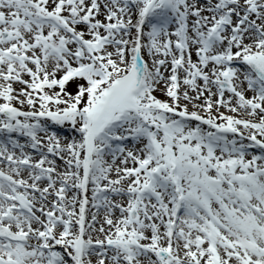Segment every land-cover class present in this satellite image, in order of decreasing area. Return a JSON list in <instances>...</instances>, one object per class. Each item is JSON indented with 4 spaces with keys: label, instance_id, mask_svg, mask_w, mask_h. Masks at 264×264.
<instances>
[{
    "label": "rangeland",
    "instance_id": "obj_1",
    "mask_svg": "<svg viewBox=\"0 0 264 264\" xmlns=\"http://www.w3.org/2000/svg\"><path fill=\"white\" fill-rule=\"evenodd\" d=\"M28 3L31 0H26ZM53 1V2H52ZM68 2H66V0H49L48 6H47V12L46 13H40L38 10H35L36 14H40V15H48V14H53L56 17L60 18V22L62 17H65V15L69 12L70 14H73L77 17L73 18L72 20L69 21L71 29L70 32L66 33L63 32L68 38L73 39L72 43L74 44V48L73 46L67 42L65 40V43L67 46L71 47L74 49L73 52L75 53H79L80 50H86L90 47V45H92L94 47L93 49V53L96 55L95 58L98 57L97 63L93 64V68H91L88 72L82 74L81 76H75L74 78L70 79L68 82H66L65 84H63L62 86L60 85H53L51 84V80L54 81L55 78H53V76H60L63 71H59L56 73H46V74H42L39 73L37 75H34V77L30 80L28 86H25V91H22V89L17 88L16 83L14 84L13 82H9V84L6 85H2V78L0 77V128H3V130L1 132H4V134L7 132L8 128L7 127V123L8 122H18L19 126L17 127V131H14L12 133V135L14 136V133H17V136H20L22 138H26L27 136L30 137L33 132H31L29 129L30 127L35 124H37V122H40L44 125H46L44 123V117L46 118L47 114H52L55 113L53 115H51L52 118L54 119H49V125L47 124V126H50V128L52 129V131L54 130L55 132L59 133V136L63 135L62 137L58 138V142L56 141H44V146L45 151L48 153H50L51 151H53L54 153L51 154L53 155V157L51 158H55L58 159V157H60L64 163H69L70 166L75 167V165L72 162H77L80 161L81 157H83V154H85V150L83 149V147L81 149H78L77 146L80 145V143H85V139L87 137V133L91 131V128H93L94 121H98L97 126L100 128V131H97V135L100 136L102 134H104V128L107 127V125L110 124L114 125V123H117L118 120L113 119L117 114L122 113L123 111H131L133 108L135 109V112H133V115L136 116V120L139 123L138 128H136L134 131H128L129 135L127 136V138H131L133 137V135H135V133H137V130H142L144 129L145 125H150V124H154V127H157L160 129L161 125L163 122L167 121L170 122V118L174 119V116L176 115V112H181V113H188L191 115H199L198 117H195L197 119H202L204 121V126L206 128H213V127H221V126H225L227 124H231V120H234L233 118H240V119H254L255 123H258L259 125V129H264V94H261L258 92V90L255 89H247L244 90L242 92V96H229V94L223 99V103H217V98L219 97L218 94V90L215 89V87L212 85L211 83V87L215 90V94H214V98L213 99H204L203 98V89L201 86L196 87L194 85H196V83H191V80L193 81L192 75H190L189 77L185 78V83L189 85V87L187 88L188 91L187 92H182L180 88H178L176 86L175 87L172 85L173 84V75H179L180 78H182V75L179 72H176V70H168V74L170 76V81L172 82V84L169 83V85H163L162 81L158 82V85H156L149 77L151 78H158L159 74L162 73L161 71L156 72V70H154L152 75H147V76H143L144 74L147 73L146 70V63H145V58L142 54V50L139 51L140 53V57L142 58L141 60L144 62L143 63V69L144 72L142 74V76L140 77V79L138 81H140V83L138 85L139 88L141 89V86L146 84L150 87V84L154 85V88L149 89L148 91H145V100L147 102L146 106L138 108L137 105L134 103V99L132 101H128V100H123L119 103H117L116 105H113L112 103L109 105V100H110V96L111 94L113 95V91L117 90V88H119L121 85L120 83L123 82L125 77H122L120 75L121 71L120 70H116V68L107 62L108 58H115L114 54L112 53H108L111 48L109 46V48L106 50V47L102 50L103 48V44L104 43H108V41H110L113 45L117 48V54L119 57L125 55L127 53V48L129 49V45H128V40L130 39V35H131V29L135 30V27L133 25L134 19L136 18L135 15L131 14L130 12H134L137 15H143V13L145 12V16H151V13L155 10V12L160 11L161 13L158 15L159 17L163 16L164 12L167 11H171V7L178 5L177 2L173 1V0H129V5H128V9L126 10V14L128 15L130 13L129 16H132V20L131 19H125L123 22V25L125 26V32L122 34V36H120V39H110V36H108V33L112 32L114 34H118L122 31V28L120 27V25L118 24V22L116 21H111L110 24L108 25L110 28V32H107V27L106 26H101V27H96L95 26V22L93 21H89L86 19H81V21L78 20V16L79 15H84V11L83 9H79L80 12H77V7L76 5H73L74 3L80 2L79 0H67ZM197 3L199 4H206V1L204 0H195ZM214 3H217L218 0H212ZM247 1V0H245ZM127 0H120L118 2L113 1L112 3H109V5L106 7H104V11L105 14L108 16H111V14L113 15V13H115V19L120 18L119 14L117 12H120L121 14H125L124 8H125V4H126ZM248 2V1H247ZM246 2V5H247ZM157 4H160L162 7L161 9H157ZM212 4V2H211ZM156 5V7H155ZM216 5V4H215ZM186 6L188 7V1L186 3ZM238 6V5H237ZM232 9V8H231ZM229 9H225L222 10V17H229L231 15H239L242 14V11H239V9L237 7H234V11ZM217 11V9H216ZM214 15L216 14V12H213ZM228 14V15H227ZM218 18V16H216V18H210L208 24H206L205 26H203V28L201 29L204 33L206 32H210L211 30H213L212 25L214 23H217L218 21H220ZM104 21H108L107 19L103 18ZM156 19V18H155ZM153 21V20H152ZM157 20H155L156 22ZM91 22V23H90ZM213 22V23H212ZM84 26V27H83ZM93 26L96 29H100V31H102L101 33H97V30L94 29L93 31H88L86 29V27H90ZM145 23H143L141 29L139 27L138 31L141 35H145L150 39L149 42V47L150 45L152 47H154L155 41L156 39H158V37L162 36V33H157V34H152V32H150L149 30L146 29ZM155 26V24H154ZM6 29H10L11 32L13 34H15L16 30L12 29L11 27H6ZM264 29V28H263ZM13 30V31H12ZM19 30H21V32L25 35L32 33V35H35L37 32V35H41V30L35 25L34 29H32L29 25L25 28H20ZM36 30V32H35ZM59 29H57L56 27H52V28H48L47 29V33L52 34L53 36H58L57 34H54L53 32L58 31ZM11 33V35L9 36L8 39L3 40V36H1L0 33V49L2 50V54L4 55L5 60L14 65V70H11L10 73L15 76L17 75V73L19 72V68H22L23 70H25L27 73H29V71L31 70H35L36 68L33 66H29V67H25V64H33L29 61H19V60H15V59H11L10 57L7 56V52L11 51L14 52L16 55H19L22 53V51L16 50L14 48H12V43L14 42L13 40V34ZM61 33V31H60ZM59 34V32H58ZM99 34V35H98ZM167 34V33H164ZM73 36V37H72ZM206 36V34H205ZM205 36L203 35V40L202 42L205 43L206 39ZM227 36H230L229 34H227ZM264 38L263 36H260V39ZM162 39V37L160 38ZM121 40V41H120ZM171 44H175V50L176 53L178 51V49L180 51H182L180 49L179 46V38L176 42H174L173 40H171ZM237 41L241 42L242 39L240 40V38L237 39ZM99 42L102 43V46H98ZM224 42V40L222 41ZM221 42V43H222ZM237 42V46L240 45V43L238 44ZM259 40H256V45L259 44ZM220 42L219 43H214L213 47L211 48L213 52L214 49L219 46L222 45ZM206 44V43H205ZM53 46L60 48L61 46H63V43L55 41L52 43ZM171 45V47H172ZM174 48V47H173ZM204 48V47H203ZM240 47H234L232 50H228V51H223V52H219L220 56H223V58L225 59V67L227 65V57H225V55L229 52L233 53L235 52L236 49H238ZM150 50H152V48H150ZM209 54V56L206 55L205 52H202V50H198L197 52H194L193 56L200 61H210L213 57L212 54ZM52 56V59L54 60H60L59 58H56L57 56H53V54L50 52L49 53ZM177 55V54H176ZM234 55V53L232 54ZM138 57V55H137ZM117 58V57H116ZM109 59V60H110ZM179 61V58H177ZM107 60V61H106ZM136 60V58H135ZM217 60V59H216ZM1 61V60H0ZM110 66V68H113V72L111 69V72L109 71V67L106 65ZM127 68H126V74H128V72L130 71L129 68V62L127 63ZM177 65V64H176ZM183 68V67H182ZM102 70H105L106 72H102ZM2 70V66L0 67V71ZM28 70V71H27ZM162 70V68H161ZM4 71H7L4 69ZM109 72V73H108ZM167 74V72H166ZM167 74V75H168ZM207 71L204 67H200L197 69L195 78L199 79L200 75H205L206 76ZM210 74V73H208ZM207 74V76L209 77V75ZM211 76V74H210ZM50 77V78H48ZM146 78V79H145ZM161 80V79H160ZM43 81H47V83H43ZM137 81V82H138ZM200 81V80H199ZM181 82V79L179 81H174V83H179ZM182 83V82H181ZM184 83V86H185ZM207 83V82H205ZM193 85V86H192ZM203 86H209L208 83L203 85ZM247 87V84H246ZM12 91H11V89ZM21 90V91H20ZM137 89L133 90V93H136ZM24 94V95H23ZM10 95L15 96V95H19L21 97H24L27 95V100L25 102L19 103L15 100H12L11 98H8ZM32 97V98H30ZM36 97V98H34ZM59 97V98H58ZM135 96H133L132 98H134ZM140 96H138L139 98ZM232 97V100L228 101V104H226V100L227 98ZM29 99H33L35 101L34 106L31 107L32 112L30 114V118L26 115V109L30 108L31 104ZM196 100V101H195ZM192 101L194 104H191ZM225 103V105H224ZM37 107V108H36ZM229 107H231L233 109V107H236L235 111H231L229 109ZM10 110V109H17V113H15L14 115H9V113L5 112L6 110ZM229 110V111H228ZM224 112H226V114L228 113H236L235 115L230 114V115H224ZM79 116L82 117V119H79ZM260 117V118H258ZM134 119V118H133ZM29 120V121H28ZM202 120H198V122H189V127L186 131L187 137L189 142L192 141L193 139V143L195 141L194 148L196 149L197 146H199V141L196 140L194 138L195 134H199V132L195 133L193 135V139H191V131L196 132L195 130H197L195 127H193L194 124H198L199 126L202 124L203 125V121ZM61 123V124H60ZM26 124V125H25ZM65 124V125H64ZM3 125V127H2ZM68 125V127L66 126ZM255 125V124H254ZM234 128H238V126L236 125H232ZM256 126V125H255ZM254 126V128H255ZM84 127H87L88 130H84ZM191 130V131H190ZM244 129H237V131H241ZM50 129H45L44 131H42V133H48V132H52ZM190 131V132H189ZM203 131H204V127H203ZM245 131V130H244ZM87 132V133H86ZM109 133V132H108ZM152 133V131H151ZM205 132H203L204 135ZM238 133V132H237ZM23 134V135H22ZM117 135H119V132H115L114 134V140L115 142H117ZM147 135V134H145ZM190 135V136H189ZM24 136V137H23ZM96 137V135H95ZM150 137H153L152 135H147L145 138H143L142 141L147 140L148 138L150 139ZM24 138V139H25ZM65 140H62V139ZM98 138V137H97ZM159 139V145L161 147H163L165 149V145H164V139L163 136H161L160 138H157V140ZM37 142V140H35ZM141 141V142H142ZM257 141L261 142L263 147H264V135H258V139ZM80 142V143H79ZM150 142V140H149ZM190 142V143H192ZM31 145L34 144V142H30ZM188 143V141L186 142ZM150 144L152 146H154L155 149H157L159 147V145L155 142V140H153V142H150ZM209 144V143H208ZM38 145V143H37ZM193 144L188 145L189 148L193 149ZM117 146H114V148ZM202 149L203 146H201ZM80 148V147H79ZM113 148V149H114ZM101 148H99L98 146H95L92 149V153L99 155V153L101 152ZM99 152V153H97ZM165 153V152H164ZM128 154H124V158H126L125 156ZM218 155V153L216 154ZM153 156V153L151 152L149 155H147L146 157L137 159L134 163V165H132L131 163H128L126 165V168H134L137 167V165H139L140 163H143L145 161V159H147V157H151ZM199 156H203V155H199ZM211 158V154L209 155ZM243 155H241L240 153H238V155H231L230 157L232 159L238 158L240 157L239 160H241V157ZM69 158L68 160L66 158ZM161 157H159V161L161 162ZM207 158V156H206ZM127 159V158H126ZM222 157H217L218 162H223ZM232 159H229L232 161ZM192 160V159H191ZM193 160H198L201 161V159H197V157L194 155ZM211 160L216 164L215 160L216 159H212ZM208 161H209V157H208ZM227 162V160H226ZM146 163V162H145ZM144 163V164H145ZM205 164V163H204ZM208 163H206L205 166H207ZM218 166V164H216ZM45 166L47 167L48 165L45 164ZM93 166H97L92 165L91 164V169L89 171V174H93L96 175L98 168H93ZM169 166H171V162L169 163ZM222 167V166H220ZM158 168V166H157ZM53 169H56L55 167H53ZM107 169L106 168V173H107ZM152 169L153 166L151 167H146L144 171L139 175L140 176V181L143 182V178L146 179V181H148V178L150 176H152ZM110 170V169H109ZM193 165L191 167V172L193 173ZM135 174H131L130 177H134ZM44 176V175H43ZM49 176V177H47ZM46 178V182H48L51 178L55 179L58 177L57 175V170L56 173L55 172H51L49 175L44 176ZM132 180H136V178L132 179ZM135 182V181H133ZM59 183V184H58ZM79 182L73 184V186H76V189H79ZM55 185H58L57 187H55ZM72 186V192H75L74 188ZM7 187V186H5ZM63 186L61 185V181H55L54 184L52 185V189L50 190V192L48 193V195H44L46 193V188H44L43 185H36L35 190H27L24 191L25 192H29V196H33V194L37 191L44 193L42 195V197H44L45 199L43 200H48V197L52 198L49 200V204L48 207H46L42 212L41 208L37 206V204L32 201L33 203V209L37 212V216L35 217L34 215H26L23 217H29L30 219L34 220V223H36V228L39 231L38 233V237L34 238L32 237L31 234H29V244L24 245V246H19V247H24L29 255L30 249H34V250H38L36 245H39L41 243H43V245H48L47 243L50 244V246H48V248L50 249V251H42L40 252L41 256L43 257L42 261L45 264H49V259L48 256L50 254H52L54 257L58 255V252H60L59 250H64L63 248H65L66 242L65 240L68 239V237H70V234H74L73 232H79V231H83L81 227H79V229H77L78 226H76V222L74 219L71 220V217L73 215L72 211L67 209L65 213H68V215H70L71 217L68 219V217L66 216L67 214L64 215L63 212L57 210L58 208H56V206H61V200L64 201V199H60L59 198V194L57 192V190H63ZM126 189H132L131 187H126ZM145 188H141V190H143ZM81 190V189H80ZM226 190V189H225ZM51 192L53 193V195L51 196ZM79 192V190H78ZM6 193H9L11 195V202L8 201L6 204L1 205L2 207H12V208H16V206L13 204V200H15V198H17V195L14 196V193H12L10 190L6 191ZM80 194V192L78 193V195ZM229 192L226 191L225 194V198L229 199L228 195ZM61 196L63 197V194H61ZM231 196V195H230ZM80 197V201H81V196ZM232 197V196H231ZM5 198V197H3ZM64 198V197H63ZM55 200H57V202H54ZM233 202V199H232ZM120 203V205H123L124 203L122 202H118ZM50 204L53 205L50 206ZM56 205V206H55ZM160 210V209H159ZM8 212V211H6ZM48 212V214H47ZM49 212H53V216L49 213ZM107 212H110L112 215L116 214V210H113L112 208H110ZM15 214V215H14ZM8 215H14L16 216V210L13 209L11 211H9V214H6V223L9 225H7L6 223H4L5 226H7L9 228V230L15 232L16 234H20V235H24V238L26 237L25 232L28 233V231H24L23 229L18 231L15 228L17 227V217L15 218H8ZM5 214H3L2 217H4ZM0 217V219L2 218ZM75 217V216H74ZM96 216H89L90 218V222L94 221V218ZM142 219H145V216L141 217ZM128 221L134 222V220H132V218L129 216L127 217ZM37 221V222H36ZM43 222V223H42ZM94 224V222H92ZM27 224H29V222H27ZM103 224H105V220H103ZM241 225L240 227L243 229H245L244 232H241V234H244L246 232L247 229V225H243L242 223L239 224ZM88 228H92V230L96 229V227L93 225V227L90 226V224H88L87 226ZM193 229V228H192ZM36 230V231H37ZM67 230H71L69 233ZM141 231V230H140ZM179 231V234L183 232V229H180V227L177 230V233ZM188 232V237L190 238V242L191 245L187 247V251L185 255H182V262L185 263L186 260H188L185 264H193V261L196 258H201L202 255H204L206 253L205 251V244L203 243V241L201 240V236L199 237L198 235H200V228L198 227L197 229H193V230H187ZM86 232V230H85ZM142 232V231H141ZM140 233L139 231L137 232V230L135 231V234ZM177 235V234H176ZM137 236V235H136ZM178 237V235H177ZM48 238H50L51 240L48 241ZM46 239V240H45ZM125 240H128V238H122ZM179 240V239H178ZM51 241V242H50ZM85 241V240H84ZM129 241V240H128ZM149 240H145L143 243H149L151 241ZM142 242V241H141ZM247 245L250 246L251 249H253L252 247L253 244L250 240V238H248L246 240ZM80 243V241H75V238L72 239V244L76 245ZM227 246H229L227 243H225ZM31 245V247H30ZM211 245V242H210ZM13 246H15V244H13ZM86 246V245H85ZM225 246L223 247V250L226 249L228 252H230L229 248ZM91 247V246H90ZM1 251H0V256L2 259L6 258V251L5 249L6 244L5 242H1L0 245ZM16 247H13V249L9 250V251H13L15 250ZM114 249V247H112ZM209 248V247H208ZM176 249H179V246L176 247ZM210 249V248H209ZM47 250V249H46ZM20 253H22L23 251L20 250ZM218 252H220V247H218ZM218 252H214L212 250V254L217 257H219V253ZM68 252L65 253V255L62 256L63 260H58L59 264L60 262L62 264H70L68 256H67ZM212 254H210L208 257L211 258ZM250 254V253H248ZM206 255V254H205ZM261 255V254H260ZM259 255V256H260ZM5 256V257H4ZM126 256V255H125ZM233 258L235 259L234 263H239V258L232 255ZM34 259L35 264L41 262L38 259H35L34 255L29 256L28 258H26V260L28 259ZM60 258V256L57 257V259ZM151 257H149L150 259ZM223 258L227 259L228 261L231 260V257H227L224 255L223 253ZM88 257L84 256V258L80 259L82 264H89L88 262ZM244 259H247L248 262H250L249 260L252 259V256L250 255H245ZM260 259V257H256L255 261L257 264H264V261H260L258 260ZM63 261V262H62ZM57 262V263H58ZM242 262H244L242 260ZM80 263V262H79ZM99 263V262H98ZM97 263V264H98ZM105 263V262H104ZM251 263V262H250ZM73 264H78V263H73ZM211 264V263H208Z\"/></svg>",
    "mask_w": 264,
    "mask_h": 264
},
{
    "label": "bare ground",
    "instance_id": "obj_2",
    "mask_svg": "<svg viewBox=\"0 0 264 264\" xmlns=\"http://www.w3.org/2000/svg\"><path fill=\"white\" fill-rule=\"evenodd\" d=\"M223 0H219V5H221ZM211 0H207L206 4H199L197 3L195 0H189L188 1V14L190 16V33H189V38H190V46L192 47L193 51L196 50H201V48L203 47V42L201 39L202 38V32L201 29L203 28V26H205L206 24H208L209 19L210 18H216V16H218V18H221V12L222 11H218L216 12V14L214 15L212 13L213 9L215 8V6H213L211 4ZM225 2V1H224ZM39 3V1H38ZM0 4H4L1 8H0V17H3L6 19L7 25H9L12 29H15L16 32V36H14V38H17L16 43L13 44V47H17L20 50L23 51H28L31 55H33L34 58V65H37V63L39 61H42V66L38 67L35 70H30L29 73H27L25 70H23L22 68H19V72L17 73V75L15 76H11L10 75V71L14 70V65L8 63L1 55H0V67L2 66V70L0 71V77L2 78V81L6 84L8 82H14V81H18L16 82V86L19 89L24 88V86H26L27 84H29L30 80L34 77V75H37L39 73L45 74L46 72L48 73H56L59 71H66L71 73V74H76L79 70L80 67H82L85 63V61L83 60H79L76 59L78 57H76L73 53H69V54H65L60 56V60H54L51 57L47 56V54L45 53V47L43 46V41L44 38H40L37 35H25L23 36L21 33L20 26H23L22 28H25L28 26V24H25L27 22V20L25 19L26 17H30V11L29 9L24 5L23 2H21L20 0H0ZM88 4H95V2L88 0ZM128 5L129 2L127 0L126 2V7L128 9ZM37 6V5H36ZM82 9H85V6L82 5ZM38 7V6H37ZM39 8V7H38ZM95 15L97 19H101L105 18L107 19L109 22L111 21H116L120 24H123L124 20H125V16H120V18L115 19L117 17H113V15L108 16L105 14L104 9L102 8V6H96V11H95ZM131 14L135 15L136 18L134 19L133 25L136 26L135 30L131 29V35H130V39L128 40V45H129V49L127 48V53L121 57L118 56L117 54V48L115 46H110L111 50L108 53H112L114 54L115 58H111L108 63L111 65H113L116 70H120L121 73L120 75L124 78V81L121 83V85H119L120 87L117 88V90H115L113 97L111 98V103L113 105L117 104V100H119L120 98L122 99L125 96V92L132 87V85L134 86L135 83L138 81L139 76H141V73L144 72L143 69V61L141 60L142 58L140 57V53L139 51L142 50V54L145 58V63H146V70L147 73L144 74L143 76H147V75H152L154 70H156V72L161 71L162 74L159 75L158 79L159 81H162L163 85H169L172 84V82L170 81V76L168 74V70L170 69H175L178 72H181L182 74H184L185 76H188L190 74H193V76H195V71H197L198 68L200 67H204L206 69V71L210 74H212L213 76H216L218 74V76L224 72L227 68L225 67V62L223 60V56H220V53L224 48L226 51L228 50H232L234 47H241V49H244L243 52H249L250 50H254V49H262L264 47V38L260 39V35L256 34L255 32L249 31V33L243 37H245L246 39H244L241 42V45L237 46V42L233 41L232 39H226L224 42H220L222 45H219L216 47V49H214L213 52H211L212 54V59L210 61L204 62V61H200L197 60L195 57L190 58L193 54L191 52V48L189 49V51L186 52V60L188 61V67L185 68H179L177 69V66L175 64V59L177 58V55L175 54L174 50L175 48L169 47L167 44V41L169 39L166 38L167 36L164 34V39H161L160 43H159V47L156 50H150L149 47V38L145 35H141L138 31V28L141 25V22L144 20L142 17V14L139 16L134 12H130ZM257 16V15H256ZM10 17L13 18H18V21L16 23L11 22L12 18L10 19ZM127 19H131L132 20V16H128L126 17ZM260 21L264 22V10H262L261 14L257 17ZM145 21V20H144ZM223 22V21H221ZM213 23V22H212ZM245 24V23H243ZM264 24V23H263ZM107 25H111L110 23ZM31 28H34L33 25H29ZM84 27V26H83ZM86 29L88 31H93L94 27H86ZM175 28H173V31H170V33H172V37L176 40L178 37V33L175 30ZM97 33H101L102 31H100V29H96ZM95 31V30H94ZM107 32H109V27H107ZM124 33V32H123ZM122 33V34H123ZM169 33V35H170ZM120 36V35H119ZM122 36V35H121ZM65 37V35L63 36ZM48 38V36L46 37V39ZM256 40H259L261 42H259L258 45H256ZM151 46V45H150ZM253 46H256L255 48ZM219 47V48H218ZM204 48L206 51H212V49L209 48L208 45L204 44ZM210 49V50H209ZM225 51V52H226ZM210 54V52H209ZM138 55V57H137ZM117 57V58H116ZM136 58V60H135ZM180 58V56H179ZM217 59V60H216ZM162 61H167V63L162 64ZM129 62V68L130 71L128 72V74H126V68H127V63ZM27 66H24L23 68H25ZM113 67V68H114ZM113 68H112V72H113ZM162 68V70H161ZM7 70V71H4ZM28 71V70H27ZM136 71V72H135ZM167 72V74H166ZM135 73V74H134ZM187 73V74H186ZM63 74V73H62ZM13 77V78H11ZM244 77H247V73L243 70L239 71V75L236 77L235 79V83L238 86L237 88H239V90L242 91V89H244ZM14 81H13V80ZM161 79V80H160ZM62 81V79H61ZM195 82H197V80H195ZM61 83V82H60ZM206 83H201L200 82V86L202 87L203 85H205ZM174 87L175 86H183V84H175L173 81L172 84ZM209 86H203V98L204 99H213L214 98V94H215V90L211 87V83H208ZM189 85L183 86V92H187ZM23 91H25L26 89H22ZM21 91V90H20ZM24 95V94H23ZM8 98H11L12 100H15L19 103L25 102L27 100V95L24 97H21L19 95H15L12 96L10 95ZM32 98V97H30ZM36 98V97H34ZM218 100V99H217ZM30 101V108L26 109V115L30 118V114L32 112L31 107L34 106L35 101L33 99H29ZM196 101V100H195ZM192 101L191 104H194ZM219 101V100H218ZM220 103V102H217ZM37 108V107H36ZM229 109L231 111H235L236 107H233V109L231 107H229ZM229 111V110H228ZM33 113V112H32ZM230 114H234V113H228L226 114V112H224V115H230ZM236 114V113H235ZM234 114V115H235ZM260 118V117H258ZM79 119H82L81 117H79ZM236 120H241L243 122H249L251 121L252 123H255L254 119H240V118H235ZM234 119V120H235ZM49 122V120H47ZM250 122L249 125V131L254 132V133H261L264 134V131H260L257 130L255 128H253L252 123ZM258 125V123L256 124ZM132 126H136V123H133ZM36 127L39 128L40 126L38 125V123L36 124ZM248 128V127H247ZM112 130H115L114 127H112ZM52 131V130H51ZM97 131H100L99 127L96 126L95 129L93 130V132H91L88 136L87 139H85V143H80V145L77 146L78 149H81L83 147V149L85 150V154H83V157H81L80 161L77 162H72L77 168H74L72 166H70L69 163H64L63 161L59 160V159H55V158H51V157H47L45 156H38L37 158L39 160H42L44 162L53 164V166L56 168L55 170H57V175L58 177L55 178L56 181H61V185L64 187L63 190H57L58 194L61 196V194H63L64 197V201H62V207L65 210L69 209L72 211L73 214H75L76 216V224H78V227L87 226V223L90 222V218L89 216H94V215H98V200L96 197L95 200V195L97 194L98 190L101 188H107V189H111L112 187H120L122 189L123 192H125V187L124 185H132L135 186V182H133L134 180L133 177H130L131 175L127 173L126 171V165L128 163H134L137 159H140L146 155H149L151 153V150L149 148V145L144 143L142 145H139L138 147L133 148V152H136V156L135 158L132 157V159H120L117 161H114V152H113V148L112 145L109 144L111 141V136L107 135L106 137H100L97 138L95 137V133H97ZM176 136H177V147L181 149H187L188 145L193 144V146L197 143H194L192 141V143L189 142V140L185 139V130H178L177 132L174 130ZM42 135H40V137L42 136V138L46 141H58V138L62 137L63 135L59 136V133L55 132L54 130L52 132H48V133H41ZM188 134V133H187ZM62 140H65L64 138ZM235 142V138L232 139ZM184 141H188V143L184 142ZM98 146L101 149H107V153L102 154L101 156H98L94 153H92V149ZM6 145L0 141V150H6ZM80 147V148H79ZM200 152L202 151L199 150ZM14 154V153H12ZM17 156L19 157H23L22 154L24 155H29V153L25 150H18V152L16 153ZM187 155L188 152H187ZM251 158L254 156V154L252 153L251 155H249ZM256 157H260V156H256ZM67 160L69 159L68 157L66 158ZM163 162H164V167L167 163V160L163 157L162 158ZM255 161H260L261 163H258V166H262L264 165V160L263 159H254ZM90 163L92 165L95 164H99L98 166L100 167H106V168H110V173L108 174V176H101L98 175V177H94L90 174L87 173V170L89 168V166H87V164ZM246 164V163H245ZM6 166H8V164H5ZM89 165V164H88ZM85 166H87V168H85ZM10 169H13L12 167H9ZM241 169H243L246 172V169L241 166ZM202 176L204 175L206 178H212V175L209 172H205V170L201 171L200 173ZM234 175L237 176V173H233ZM25 175L28 177H25ZM244 175V174H243ZM239 176V175H238ZM42 176L39 177V179L37 181H35L34 179V171L33 170H28V169H23L21 168V172L18 175V178L20 181H26L28 179H32L34 180L33 185L36 186L37 184H44V188L48 187L49 189L47 190V193H49V191L52 189V185L54 184V180H52V178L50 179L51 181L48 182H43V179H41ZM170 177V176H169ZM197 177V176H196ZM195 175H193L192 177V182L195 181ZM235 179H237L235 177ZM201 180V177L198 176L197 178V182L199 185V181ZM169 181V179H168ZM79 182V192L82 195L81 197V201L79 200V197L76 194L72 193V186L73 184ZM194 183V182H193ZM59 184V183H58ZM58 185H55V187H57ZM200 186V185H199ZM76 187V186H75ZM169 187V186H166ZM165 187V191L164 192L163 189H160L161 194H167V200L166 203L164 205H166V209L167 211L165 212H160L158 209L157 204H155L153 202V200L151 201V203H153V205L151 206V210L153 213L159 215L162 219V223L158 224V229L162 228V236L154 234L153 236H156V239L159 241L158 245L162 246V245H167V239H170L171 236L174 237V233L175 230H171V229H166V224L163 222H167L168 218H170L172 216V214H175V201H174V196H173V189L169 190V188ZM82 189V190H80ZM172 191V192H171ZM195 193H197V190L194 191ZM199 192V190H198ZM259 192V189L257 187L256 192H251V194L253 193H257ZM40 192L38 191V197H39ZM94 197V199H92ZM255 198L257 201H260L261 205H264V193H260V194H256ZM40 199V198H39ZM215 199V197L213 198ZM50 200V197H49ZM90 200L91 201H95V205L92 206L90 204ZM54 202H57V200H55ZM140 202V199H135V198H127V201L125 202V204L128 206H131V208L136 207V205H138V203ZM40 203L42 205H46L48 204L47 202H45L43 199H40ZM50 206L53 207L52 204H50ZM208 206V205H207ZM54 208V207H53ZM209 208V206H208ZM216 208V207H215ZM64 210V213L66 212ZM220 210V208H219ZM105 211H100V214H102V220L101 222H99L96 226V230H95V234L96 235H92L89 237V240H93L94 237L100 236L103 238L106 237H110L113 234H116V237H124V235L127 236V238L130 240V243H134L137 244L138 240L135 239L134 231L136 230V228H140L139 223L142 224V222H139L137 225L135 224H129L126 223L123 220V217L126 216V214L118 211L116 213L115 216H109L107 215V213L104 214ZM162 213V216H161ZM99 216V215H98ZM218 219L220 221L224 220L223 215L218 212L217 214ZM257 219V218H256ZM103 220H105V224H103ZM183 224H182V228H184V232L185 233H180L179 235V240L177 241V245L179 246V252L178 255L182 256L186 254V251L188 250L187 247L191 245L190 242V238L188 237V233H187V226H195V228H197L198 222L196 220H194L193 218L190 217H185L183 219ZM239 222H241L242 224H246L247 225V229H246V233L245 234H241V232H235L232 233V237L234 240H236V244L238 245V251L241 250L242 247H247V242L246 240L248 238H250V240L255 239V242H257L258 245H260L262 248L259 251V254H261L260 256H258V258L260 257V261H264V223L262 225L259 226V228L257 229L255 226L251 225L250 220L247 218L244 219H239ZM204 224V223H203ZM80 225V226H79ZM84 226V227H85ZM145 228V232H147L148 234H146V237L149 239L148 236H150V229H148V227H146V224L144 225ZM88 230V227H85ZM99 233L98 234V229ZM75 235V240H79V233H75L73 232ZM89 235V232H88ZM81 240V239H80ZM133 245V244H132ZM72 245H67L66 243V248L67 249H71ZM80 247H75V250L79 251ZM92 254L89 257L90 258V263L93 260H96L94 262V264H100L102 263L101 261H107V264H131L134 260L131 256H125L121 251L115 252L113 250H111V255H116L117 257L120 258L119 262H114L111 260L110 256H105L104 254H102L101 250H97L92 248L91 249ZM136 251V250H135ZM80 252V251H79ZM137 252V251H136ZM228 254L232 255L231 252H228ZM61 255H65V252L62 251ZM11 257V254L9 255ZM12 256L15 259H10L9 257H7L8 259H10L12 261L11 264H30V263H25L24 259H16L17 258V254H12ZM74 256V255H72ZM177 256L176 258L172 259V258H168L166 260V262H164L163 264H179V259L181 257ZM78 259V258H77ZM146 262V264H159L157 263L154 258H150L149 256L147 258L144 259V263ZM137 264H142L139 260L137 261Z\"/></svg>",
    "mask_w": 264,
    "mask_h": 264
}]
</instances>
